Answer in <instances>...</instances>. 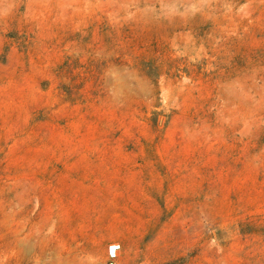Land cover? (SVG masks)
<instances>
[{
    "label": "rangeland",
    "instance_id": "rangeland-1",
    "mask_svg": "<svg viewBox=\"0 0 264 264\" xmlns=\"http://www.w3.org/2000/svg\"><path fill=\"white\" fill-rule=\"evenodd\" d=\"M111 261L264 264V0H0V264Z\"/></svg>",
    "mask_w": 264,
    "mask_h": 264
},
{
    "label": "built area",
    "instance_id": "built-area-1",
    "mask_svg": "<svg viewBox=\"0 0 264 264\" xmlns=\"http://www.w3.org/2000/svg\"><path fill=\"white\" fill-rule=\"evenodd\" d=\"M115 245H112L110 247V251H109V257L111 260H113L116 257V252H117V248L114 247ZM108 264H114L113 261L109 262Z\"/></svg>",
    "mask_w": 264,
    "mask_h": 264
},
{
    "label": "bare ground",
    "instance_id": "bare-ground-1",
    "mask_svg": "<svg viewBox=\"0 0 264 264\" xmlns=\"http://www.w3.org/2000/svg\"><path fill=\"white\" fill-rule=\"evenodd\" d=\"M109 251H110V248H109V250H108V253H109Z\"/></svg>",
    "mask_w": 264,
    "mask_h": 264
}]
</instances>
